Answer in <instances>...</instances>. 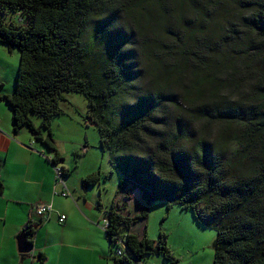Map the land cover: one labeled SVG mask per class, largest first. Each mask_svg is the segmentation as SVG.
<instances>
[{"label":"trees","instance_id":"trees-1","mask_svg":"<svg viewBox=\"0 0 264 264\" xmlns=\"http://www.w3.org/2000/svg\"><path fill=\"white\" fill-rule=\"evenodd\" d=\"M0 44L20 55L0 93L14 131L64 164L52 121L82 95L119 189L141 193L139 214L107 213L112 264L174 263L165 235L132 233L156 201L216 231L213 264H264V0H0Z\"/></svg>","mask_w":264,"mask_h":264},{"label":"crops","instance_id":"crops-1","mask_svg":"<svg viewBox=\"0 0 264 264\" xmlns=\"http://www.w3.org/2000/svg\"><path fill=\"white\" fill-rule=\"evenodd\" d=\"M4 49L0 50L3 64L0 65V93L9 94L13 91L6 89V83L13 80L12 75L15 76L17 69L8 61L13 53ZM5 65L10 69L6 70ZM12 116L9 105L0 100V181L5 187L0 197V264H112L109 260L112 248L102 224L112 206H125L123 213L128 214V204L137 192L126 199L128 192L119 190L123 196L121 200L115 199L105 208L102 192L97 197L89 193L90 188H98V185L101 188L104 174L98 172V184L79 188L69 180L70 169L64 164L60 166L67 171L66 178L70 182L66 183L65 179L66 187L57 185L55 168L50 161L53 152L34 139L27 128L16 133ZM36 123L40 125L41 120ZM64 190L70 196L59 194ZM42 204L53 207L48 220L41 221L36 215L37 206ZM60 215L67 216L64 224L59 221ZM28 225L34 232L31 237L33 252L25 255L19 251L18 238ZM144 229L134 225L132 233L143 237ZM170 248L174 251L172 246ZM152 257H147L141 264L180 263L174 256V263L165 261L162 256Z\"/></svg>","mask_w":264,"mask_h":264},{"label":"rangeland","instance_id":"rangeland-1","mask_svg":"<svg viewBox=\"0 0 264 264\" xmlns=\"http://www.w3.org/2000/svg\"><path fill=\"white\" fill-rule=\"evenodd\" d=\"M3 47L9 52L8 47L5 45ZM3 47L0 45V50ZM12 53L13 56L8 61L9 64H14L17 73L14 74L15 76L12 75L13 80L6 83V89L15 91L20 55L18 51ZM0 65L3 66L1 62ZM5 67L6 70L10 69L8 65ZM61 107L64 114L53 120L52 132L56 146L65 160V168L70 169L69 180L79 188L81 186L86 188L83 180L92 173L102 172L104 176L101 188L99 185L100 189L90 188L89 193L97 197L99 192H102L105 208L110 207L115 199L120 201L123 197L119 194V184L123 181V176L112 166L109 153L101 150L97 127L86 124L88 102L82 95L66 94ZM65 179L66 183L70 182L63 177V181ZM141 197L139 192L133 195V200L128 204V214L134 216L147 207ZM148 212L147 220L137 224L145 228L144 237L157 242L162 234L165 235L172 255L182 264L214 263V243L217 233L211 227L197 223L191 211H184L175 205L169 206L164 201H156L149 207Z\"/></svg>","mask_w":264,"mask_h":264},{"label":"built area","instance_id":"built-area-1","mask_svg":"<svg viewBox=\"0 0 264 264\" xmlns=\"http://www.w3.org/2000/svg\"><path fill=\"white\" fill-rule=\"evenodd\" d=\"M55 173H56V180H57V185H62L63 187L65 186L64 182H63V175H64V170L62 167L60 166H56L55 167ZM61 195H63L64 197L70 196V193L67 190L61 191V193H59ZM53 207L51 205H38L36 208V215L41 219V220H48L51 213L53 212ZM67 220V216L66 215H60L59 221L61 224H64ZM109 223L107 220H105L102 224V227L104 230H106V228L108 227ZM120 246H123L122 243L119 242ZM122 249H118V255H122Z\"/></svg>","mask_w":264,"mask_h":264},{"label":"water","instance_id":"water-1","mask_svg":"<svg viewBox=\"0 0 264 264\" xmlns=\"http://www.w3.org/2000/svg\"><path fill=\"white\" fill-rule=\"evenodd\" d=\"M27 226L22 231L18 238V246L21 254L29 255L33 252V242L31 241V236Z\"/></svg>","mask_w":264,"mask_h":264},{"label":"clouds","instance_id":"clouds-1","mask_svg":"<svg viewBox=\"0 0 264 264\" xmlns=\"http://www.w3.org/2000/svg\"><path fill=\"white\" fill-rule=\"evenodd\" d=\"M60 167H62V166H60ZM54 168H55V167H54ZM63 182H64V181H63ZM64 184H65V183H64ZM65 187H66V186H65ZM37 217H38V216H37ZM40 220H41V219H40ZM106 220H107V219H106ZM41 221H43V220H41ZM107 221H108V220H107ZM120 249H122V252L125 253L126 256H129V254H130V253H129V250H128V248H127L124 244H123V246L120 247ZM123 253H122V254H123Z\"/></svg>","mask_w":264,"mask_h":264}]
</instances>
